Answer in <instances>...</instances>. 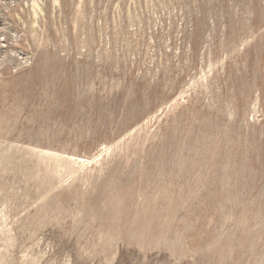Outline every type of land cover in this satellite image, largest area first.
Wrapping results in <instances>:
<instances>
[{"label":"rangeland","instance_id":"obj_1","mask_svg":"<svg viewBox=\"0 0 264 264\" xmlns=\"http://www.w3.org/2000/svg\"><path fill=\"white\" fill-rule=\"evenodd\" d=\"M0 0V264H264V0Z\"/></svg>","mask_w":264,"mask_h":264},{"label":"bare ground","instance_id":"obj_2","mask_svg":"<svg viewBox=\"0 0 264 264\" xmlns=\"http://www.w3.org/2000/svg\"><path fill=\"white\" fill-rule=\"evenodd\" d=\"M55 2H58V0H55ZM32 9H33V13H34L35 17H38L39 13L42 12L41 5L39 4V2L37 0L33 1Z\"/></svg>","mask_w":264,"mask_h":264}]
</instances>
